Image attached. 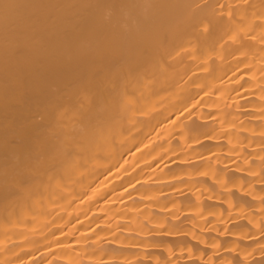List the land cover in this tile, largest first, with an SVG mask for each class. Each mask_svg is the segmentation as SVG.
<instances>
[{
	"label": "bare ground",
	"instance_id": "1",
	"mask_svg": "<svg viewBox=\"0 0 264 264\" xmlns=\"http://www.w3.org/2000/svg\"><path fill=\"white\" fill-rule=\"evenodd\" d=\"M0 264H264V0H0Z\"/></svg>",
	"mask_w": 264,
	"mask_h": 264
}]
</instances>
